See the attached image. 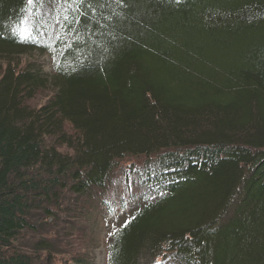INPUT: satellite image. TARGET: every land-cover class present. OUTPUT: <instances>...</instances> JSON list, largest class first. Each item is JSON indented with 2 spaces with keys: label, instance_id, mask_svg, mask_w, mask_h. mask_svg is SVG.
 I'll use <instances>...</instances> for the list:
<instances>
[{
  "label": "trees",
  "instance_id": "trees-1",
  "mask_svg": "<svg viewBox=\"0 0 264 264\" xmlns=\"http://www.w3.org/2000/svg\"><path fill=\"white\" fill-rule=\"evenodd\" d=\"M101 230L106 264H264V0H0V264Z\"/></svg>",
  "mask_w": 264,
  "mask_h": 264
},
{
  "label": "rangeland",
  "instance_id": "rangeland-1",
  "mask_svg": "<svg viewBox=\"0 0 264 264\" xmlns=\"http://www.w3.org/2000/svg\"><path fill=\"white\" fill-rule=\"evenodd\" d=\"M157 44H159L160 46H162V44H164V42L161 41V39H157L156 40ZM162 43V44H161ZM173 53V50H169ZM35 58L38 60V62L40 64H42V66L44 67V70L47 73L51 72V62L48 56H39L38 54H35ZM168 66V65H167ZM169 67V66H168ZM161 76V75H159ZM161 80H164L162 78H160ZM182 82L185 81L184 78L182 77ZM161 85L165 86L167 84L166 81H160ZM176 214L173 216V218H180V210L176 209ZM156 224L164 226L166 224H171L172 222H170L169 220H166L163 218H160L158 220L155 221ZM99 238V242L97 244L96 247H94L92 249V252H90V263L89 264H106V249H105V245H104V241H105V231L100 232V234L98 235Z\"/></svg>",
  "mask_w": 264,
  "mask_h": 264
},
{
  "label": "snow or ice",
  "instance_id": "snow-or-ice-1",
  "mask_svg": "<svg viewBox=\"0 0 264 264\" xmlns=\"http://www.w3.org/2000/svg\"><path fill=\"white\" fill-rule=\"evenodd\" d=\"M81 2H83V0H81ZM27 4H29V5L33 4V0H27ZM21 35H22V38L25 39V40L30 38V34L27 33L26 29L22 30Z\"/></svg>",
  "mask_w": 264,
  "mask_h": 264
}]
</instances>
